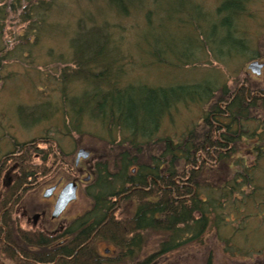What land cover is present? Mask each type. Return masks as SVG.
Listing matches in <instances>:
<instances>
[{"label":"trees","instance_id":"trees-1","mask_svg":"<svg viewBox=\"0 0 264 264\" xmlns=\"http://www.w3.org/2000/svg\"><path fill=\"white\" fill-rule=\"evenodd\" d=\"M24 1L23 6L22 0H0V39L5 36L11 13L21 10L17 18L23 23L36 18L44 20L55 0ZM103 1L127 17L134 10L146 8L142 0ZM248 3L249 0H222L218 7L214 27L219 31L217 41L221 48L213 53L218 58L236 53L245 56L253 50L250 46L254 42L248 41L251 37L239 24L240 18L245 20ZM152 13L150 8L145 11L149 22ZM79 26L78 35L85 32L88 37L82 48V39L72 40L76 67L73 71L64 68L63 72L65 115L72 110L71 124L80 133L86 113L99 120L113 136L108 145L111 153L117 154L95 162V183L89 192L95 207L81 221L84 228L63 244L58 241L70 229L55 234L40 228L28 229L19 220L12 221L11 216L34 184L60 165L64 152L60 146L56 151L55 143L50 141L20 146L21 154L10 159L17 163V177L3 190L0 199V264L4 263L2 260L14 264H124L127 259L136 261L148 229L168 233L169 239L161 241L158 251L137 264H158L166 253L184 244L186 236L189 240L198 239L211 226L220 230L229 225L227 211L233 209L240 214L248 207L254 208V217L260 218L259 226L252 230L259 234L264 224V179L259 182L258 176L264 163V80L254 86L249 77H237V85L224 86L218 96L210 83L120 85L110 74L114 63V57L107 52L113 43L111 33L95 25L85 29L82 22ZM7 47V43L0 47V69L9 57ZM101 63V72L91 69ZM73 78L93 83L95 88L84 97L71 96L67 84ZM187 100L211 103L200 128L196 125L180 140L171 135L159 136L164 118L174 106ZM23 111L24 108L20 112ZM27 112L35 118L34 123L52 114L48 115L45 109L40 114L36 109ZM69 124L66 123L67 128ZM119 134L122 139L116 141ZM238 153L242 155L236 157ZM8 163L1 165L0 186ZM128 199L136 201V212L120 216L123 202ZM244 218H253V214L241 216L235 232L246 228ZM98 239L113 244L117 253H100L95 244ZM207 264H214L212 255Z\"/></svg>","mask_w":264,"mask_h":264},{"label":"rangeland","instance_id":"rangeland-1","mask_svg":"<svg viewBox=\"0 0 264 264\" xmlns=\"http://www.w3.org/2000/svg\"><path fill=\"white\" fill-rule=\"evenodd\" d=\"M22 1L24 6L26 1ZM143 2L146 8L134 10L127 17L103 0H55L44 20L36 18L30 23H23L17 18L21 10L16 14L11 13L6 20V32L0 39V47L7 43L10 51L0 69V168L5 161L10 163L3 172L0 199L3 190L17 177V163L10 159L13 155L21 154L20 146L35 141L37 144L50 141L55 143L56 151L60 146L64 152L63 159L54 172L40 179L38 176L39 180L32 190L13 210L12 221L19 220L24 228H40L51 234L70 229L71 232L58 241L68 243L84 228L81 221L95 207V201L89 193L93 191L95 183V162L107 156L115 158L117 154L111 153L108 145L113 136L107 133L106 127L99 120L92 119L86 113L81 125L83 132L80 133L71 124L74 114L72 110L65 115L63 72L64 68L73 71L76 67V50L72 40L76 37L78 40L82 39V48L86 47L83 41L88 37L85 32L78 35L80 22L85 29L95 25L101 31L111 33L113 43L108 45L107 52L109 57H114V63L110 74L113 80L120 81V85L210 83L214 94L218 96L224 86H236L237 77H249L254 86L264 80V66L259 75L248 67L254 60L264 62V0H249L248 9L243 15L245 20L239 19L240 26H244L246 34L251 37L247 38L248 41L254 42L250 46L253 50L245 56L236 53L219 58L213 54L221 48L217 41L219 31L214 25L218 20V7L222 0H142ZM147 8L153 10L151 22L145 14ZM203 37L205 41H202ZM91 69L101 72L102 63L92 65ZM67 85L71 96L84 97L95 88L93 83L81 78H73ZM210 105L211 103L193 100L177 104L164 118L158 135L182 139L196 125L199 124L200 128ZM70 106L68 103V107ZM32 109L39 111V114L42 109L47 110L48 115L52 114L48 119L34 123L35 118L27 112ZM68 122L70 124L67 128ZM120 139L122 135L119 134L116 141ZM82 147L89 150L91 155L82 159L77 167L76 155ZM241 155L242 153H238L236 157ZM88 176L89 180L85 181ZM258 176L259 182H262L264 163L260 166ZM73 178L81 180L77 199L56 219L51 217L54 208L51 204L46 218L39 219L35 224L33 216L36 210L47 206L46 203L51 201L45 198L44 191L55 184H61L62 187ZM136 209L135 200H125L119 215L130 216ZM254 212L255 209L249 207L240 214L233 209L227 211L225 214L229 217V225L220 230L211 226L198 239L189 240L186 236V242L166 253L158 264H207L211 255L214 264H264V224H261L263 230L259 234L252 233L260 223V218L254 217ZM246 213H252L253 218H244L246 228L235 232L237 225H240L241 216ZM87 222L89 224L91 220ZM168 239V233L148 229L146 240L135 257L136 261L127 259L124 264H137L158 251L161 241ZM95 244L103 254L115 255L118 251L113 244L102 239H98ZM2 261L3 264H14L11 260Z\"/></svg>","mask_w":264,"mask_h":264},{"label":"water","instance_id":"water-1","mask_svg":"<svg viewBox=\"0 0 264 264\" xmlns=\"http://www.w3.org/2000/svg\"><path fill=\"white\" fill-rule=\"evenodd\" d=\"M264 66V62H259L258 60L252 61L248 67L256 74L262 73V68ZM91 152L87 150L86 148H79L76 155V165L79 164L82 158L87 159L90 156ZM90 176L86 178L88 180ZM78 183L76 181H70L68 182L65 187L62 189L56 205L55 209L53 211V218L58 217L62 211L67 207V205L71 202L77 199L78 197ZM53 191V188H49L45 195H50Z\"/></svg>","mask_w":264,"mask_h":264},{"label":"flooded vegetation","instance_id":"flooded-vegetation-1","mask_svg":"<svg viewBox=\"0 0 264 264\" xmlns=\"http://www.w3.org/2000/svg\"><path fill=\"white\" fill-rule=\"evenodd\" d=\"M81 162H82V159H81V161L79 162V164H78L77 167L80 166V163H81ZM88 180H89V179H88ZM88 180L85 179V181H88ZM70 181H76V182L78 183V186L80 187V182H81L80 179H78V178H73V179L70 180ZM70 181H68V182H70ZM68 182H67V183H68ZM67 183H66V184H67ZM66 184H65V185H66ZM65 185L62 186V187H60L61 184H55V185H53V186L48 187V188L44 191V196H45V198H47V199H49V200H51V201L46 203L47 206H44V207L42 206V208L36 210V212H35V214H34V216H33V219H34V223H35V224L38 223L39 219H41V218H46V215L48 214V211H49V209H50V205H51V204L54 205V208H53V211H54V209H55V205H56V202H57V199H58V197H59V195H60L62 189L65 187ZM59 187H60V188H59ZM79 187H78V191H79ZM49 188H53L52 193H51L50 195H45L46 192H47V190H48ZM78 191H77V192H78ZM2 196H3V192H2V194H1V197H2ZM71 202H73V201H71ZM71 202H70V203H71ZM70 203L67 205V207L62 211V213H61L58 217H54V218H53V216H52L53 212H52V214H51V217H52L53 219L59 218V217H60V216H61V215L67 210V208H68V206L70 205Z\"/></svg>","mask_w":264,"mask_h":264}]
</instances>
